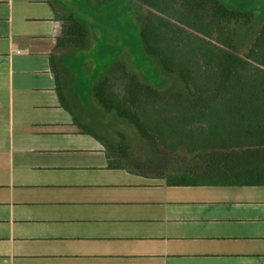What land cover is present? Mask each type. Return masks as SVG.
<instances>
[{
    "label": "crops",
    "instance_id": "0c3cea01",
    "mask_svg": "<svg viewBox=\"0 0 264 264\" xmlns=\"http://www.w3.org/2000/svg\"><path fill=\"white\" fill-rule=\"evenodd\" d=\"M72 5L89 9L0 0V264H264V162L255 158L264 150H248L251 166L207 169L192 155L200 171L153 177L111 168L104 145L74 125L50 56L61 89L73 92L98 86L100 59L110 68L122 47L149 55L146 10L134 0L101 25ZM58 9L84 24V48L56 46Z\"/></svg>",
    "mask_w": 264,
    "mask_h": 264
},
{
    "label": "trees",
    "instance_id": "16d2710c",
    "mask_svg": "<svg viewBox=\"0 0 264 264\" xmlns=\"http://www.w3.org/2000/svg\"><path fill=\"white\" fill-rule=\"evenodd\" d=\"M81 1L100 15L121 2ZM140 2L149 9L141 30L145 51L158 58L166 72L177 75V87L161 94L142 84L124 65L114 64L110 79L86 90L94 103L139 136L149 140L162 136L171 141L174 151L185 149L207 169L212 162L229 167L235 160L251 166L254 152L248 150H264V16L257 33L248 38L254 15L230 10L219 0ZM56 18L61 23L56 46L84 48V24L71 13L60 16L56 11ZM245 38L249 46L240 54L238 43H246ZM50 67L61 107L72 115L81 133L93 135L104 145L109 166L122 168V160L129 157L123 134L112 138L98 135L79 120L88 111L80 102L75 105L77 91L61 89L53 56ZM118 71L125 79L122 93L114 91ZM255 158L264 162V151Z\"/></svg>",
    "mask_w": 264,
    "mask_h": 264
},
{
    "label": "rangeland",
    "instance_id": "374dc122",
    "mask_svg": "<svg viewBox=\"0 0 264 264\" xmlns=\"http://www.w3.org/2000/svg\"><path fill=\"white\" fill-rule=\"evenodd\" d=\"M75 1L77 0H71V3L75 4ZM123 1L127 3L129 2V0ZM219 1L230 10L251 12L254 15V25L252 32L248 33V38H252L257 33L264 16V0ZM134 4L135 6L132 8L133 10H139L140 12L141 9H145L146 13L149 11L147 7L141 4L140 0H134ZM72 7L76 11L77 16L86 21H90L91 18H97V15H99L100 17L98 18H100V25L102 24L101 22L110 24L116 17V15H100V13L97 14L95 12H91L85 7H81L82 9H78L76 5H72ZM58 11L60 16L67 13L61 9H58ZM115 12L119 13L118 11ZM133 15L137 18L135 13ZM137 21H142L140 16ZM117 34V31H115L112 38H116ZM245 39L246 43L243 42L245 40L238 43V51L240 54H244L249 46V39ZM127 51L128 49L126 47H122L120 52V57L122 59L120 58L121 60L116 61L114 64L124 65L126 70L135 74L142 84L151 86L161 94L171 93L176 89L177 75L166 72L158 58L147 56L143 49H136L135 55L137 56V59H133L131 56L132 54L135 56L134 53L130 52V54H128ZM103 62H105L104 59L103 61L100 59V83L109 77V73L114 65L113 64L110 68H108V66L103 65ZM116 74L117 79L114 80L113 83L114 91L122 93L125 86V79L123 78L121 71H118ZM86 90L88 89L76 90L77 102H75V105L80 102L88 111L87 113L80 114L78 116L79 120L85 124H89L92 128H94L98 135H107L112 138L119 137V134H123L127 150L132 153L131 159L127 158L122 160L127 169L134 170L135 172L141 174H151L153 177L164 176L167 178H172L173 176H177L178 174L186 171L201 170L202 165L194 158V156L187 153L185 149L174 151L171 146V141L168 140L166 142L164 137H158L155 135L153 140H149L147 137L139 136L123 121H120L113 116H107L103 109L94 103L92 97H90L88 91ZM198 174L201 175V173Z\"/></svg>",
    "mask_w": 264,
    "mask_h": 264
}]
</instances>
